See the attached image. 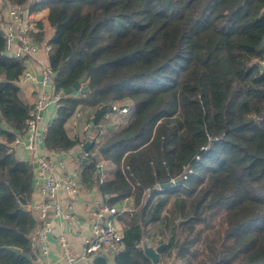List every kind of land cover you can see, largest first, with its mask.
I'll list each match as a JSON object with an SVG mask.
<instances>
[{
  "label": "trees",
  "instance_id": "1",
  "mask_svg": "<svg viewBox=\"0 0 264 264\" xmlns=\"http://www.w3.org/2000/svg\"><path fill=\"white\" fill-rule=\"evenodd\" d=\"M32 7H47L54 29V91L75 81L88 88L59 96L47 150L84 143L90 122L97 138L113 104L131 102L130 121L79 163L81 183L96 185L108 205L131 208L117 217L122 248L114 264H152L143 250L150 236L167 243L163 264L173 254V264H264V0H46ZM2 21L0 10V264H35L32 161L16 158L11 145L32 105L18 84L23 61L4 51Z\"/></svg>",
  "mask_w": 264,
  "mask_h": 264
},
{
  "label": "built area",
  "instance_id": "2",
  "mask_svg": "<svg viewBox=\"0 0 264 264\" xmlns=\"http://www.w3.org/2000/svg\"><path fill=\"white\" fill-rule=\"evenodd\" d=\"M46 0H31L28 4H11L8 0H2L7 5L6 18L1 22L4 38V51L7 55L21 59L24 69L19 77L22 83H38L37 97L28 111L26 127L23 133L16 135L12 146H22L28 152L30 160L34 163L32 170V189L38 198L28 204V209L40 221V227L32 236L33 246L37 251L36 263L46 256V237L52 232L53 220L55 218L63 221L75 220L73 197L78 193V180L75 175L57 177L55 173L54 158L40 151L44 144L46 132L50 126L44 114L51 106L57 105L60 93L53 89L54 71L47 62L37 63L38 72L28 66V61L33 60L35 54L43 51L47 54L52 50V45L47 40L35 36L37 18L32 5L42 3ZM4 4V5H5ZM39 76V81H37ZM117 111L113 105L112 112ZM118 111L126 112L127 106ZM80 113L78 112L77 115ZM91 154L83 152V157ZM184 177V176H183ZM102 178V176H101ZM160 189V185L158 187ZM64 191L70 199L62 203L59 191ZM149 190L146 196H149ZM93 214L96 218L83 237L81 243V257L94 256L96 254L115 255L122 248V234L118 229L117 217L130 211L128 205L118 208L110 206L105 202L95 203ZM60 246L64 264H79V256L73 250L68 234L59 230L56 234Z\"/></svg>",
  "mask_w": 264,
  "mask_h": 264
},
{
  "label": "crops",
  "instance_id": "3",
  "mask_svg": "<svg viewBox=\"0 0 264 264\" xmlns=\"http://www.w3.org/2000/svg\"><path fill=\"white\" fill-rule=\"evenodd\" d=\"M47 13L48 8L43 7L39 9L36 12V18H37V26L36 31L34 32L35 36L39 37L42 40L49 41L53 35L54 29L50 26L48 20H47ZM3 20L6 18L5 11L2 12ZM40 24V26L38 25ZM40 34V35H39ZM39 35V36H38ZM48 56L45 52L40 51L35 54V57L33 60L28 61V66L33 68L38 72V66L37 63L41 62H47ZM37 81H39V76H37ZM21 88V96L23 100L33 105L36 97H37V89H38V83H20L18 82ZM55 106H51L47 113L44 114V117L47 121L51 122L52 117L55 113ZM111 113L105 116V120L103 123H106L105 126H102L99 132L98 137L96 138V141H101V137L103 138V135L105 134V130L108 127V124L112 123V117H109ZM81 116L75 115L71 119L69 125L71 126L72 133L77 132V121L78 118ZM85 128V127H84ZM112 127L109 126V129ZM107 130V129H106ZM110 132V131H109ZM107 133L110 135V133ZM107 135V137L109 136ZM106 137V138H107ZM87 140V136L85 141ZM84 141V142H85ZM83 144H77L73 148L67 150V151H60V152H53L49 151L44 147V144L41 145L40 151L42 153H47L51 155L54 158L55 161V173L57 177L61 176H69V175H75L78 180L79 188L78 193L75 197H73V203H74V210H75V220L70 221H63L61 219L55 218L53 220V228L52 232L47 234L46 237V247L48 249V253L45 257L41 258L38 262V264H64L62 252L60 249V246L56 239V234L59 230H64L70 239L71 245L73 250L76 252V254L79 256V264H90L93 260L94 256H88V257H81V243L83 240V237L87 234L89 231L91 223L96 220L94 214H93V208L95 203H101L104 202L105 198L99 191L98 187L96 185H93L92 187H87L85 184L81 183L79 180V171L80 161H84L83 152L85 151L83 148ZM97 149V148H95ZM14 154L16 158L20 160H29V154L22 146H13ZM98 163L100 165V168L97 170L100 177L104 176L103 167H105V162L102 159L101 156L98 157ZM34 168V163L32 162V170ZM37 194L34 193L32 190L31 193V199L30 202L34 199H37ZM59 198L62 201V203H66L70 199H68L64 193V191H59ZM29 202V203H30ZM28 203V204H29ZM126 205L125 201L122 203L121 206ZM119 224V222L116 223V225ZM120 230V226L118 228ZM99 255V254H98ZM104 255V254H101ZM107 257L106 261L107 264H114L113 257L114 255H104Z\"/></svg>",
  "mask_w": 264,
  "mask_h": 264
},
{
  "label": "water",
  "instance_id": "4",
  "mask_svg": "<svg viewBox=\"0 0 264 264\" xmlns=\"http://www.w3.org/2000/svg\"><path fill=\"white\" fill-rule=\"evenodd\" d=\"M87 90H88L87 86L82 85L79 81H75L72 86L62 90L60 92V95H66V94L71 93L72 91H78L80 93H84ZM91 127H92V122H90L89 128L87 129V140L83 144V148L85 151H88L92 147L93 143L96 142V138H94L91 135ZM106 148L107 147H102L101 151L105 150ZM184 174H185V171H183L177 178L172 179L166 183L160 184V188L168 187V186H171V185L177 183V181L179 179H181L184 176ZM19 199L23 204L26 203L23 199H21V198H19ZM166 245H167V243H165V242L160 243L159 245H157L155 247L151 246V245L144 244L143 245L144 254L151 260L152 264H161L160 254L163 251V249L166 247ZM8 248L15 251L16 253H20V249L17 247L9 246ZM22 254L25 256H28L26 253H22ZM98 256H101L104 259H107V257L104 255H98V254L95 255V257H98ZM174 262H175V254L172 255L171 264H173Z\"/></svg>",
  "mask_w": 264,
  "mask_h": 264
},
{
  "label": "rangeland",
  "instance_id": "5",
  "mask_svg": "<svg viewBox=\"0 0 264 264\" xmlns=\"http://www.w3.org/2000/svg\"><path fill=\"white\" fill-rule=\"evenodd\" d=\"M4 2H2V0H0V10L1 12H4L6 13V9H7V5L5 4ZM116 108H117V111L115 112H110L111 115H109V117H112V123L111 124H108V127L105 130V134L103 135V138L101 137V141H96V144H95V148H99V146L103 143V141L105 140V138L107 137V134L109 131V133H113L114 131L122 128L123 126H125L131 119L132 117V107H131V102L127 101V100H123V101H120V102H116L113 104ZM120 105H127V111L126 112H120L118 111L120 108ZM109 114V113H108ZM107 114V115H108ZM106 123H102V126H105ZM109 126H111L112 128L109 129ZM119 224H117V227L119 228ZM153 231V229L151 230ZM158 241V237H152L150 236L148 239H145L143 244H147V245H151V246H157L159 245L160 243H157ZM172 258V257H171ZM161 262V260H160ZM163 264V263H161ZM166 264H171V262H167Z\"/></svg>",
  "mask_w": 264,
  "mask_h": 264
}]
</instances>
